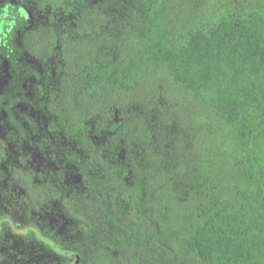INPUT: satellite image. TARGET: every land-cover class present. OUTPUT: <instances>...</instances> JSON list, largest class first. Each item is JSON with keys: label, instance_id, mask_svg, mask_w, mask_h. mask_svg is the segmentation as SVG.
Instances as JSON below:
<instances>
[{"label": "trees", "instance_id": "1", "mask_svg": "<svg viewBox=\"0 0 264 264\" xmlns=\"http://www.w3.org/2000/svg\"><path fill=\"white\" fill-rule=\"evenodd\" d=\"M96 1H23L76 16L24 42L58 58L83 178L64 192L78 239L33 234L64 264H264V0Z\"/></svg>", "mask_w": 264, "mask_h": 264}, {"label": "rangeland", "instance_id": "2", "mask_svg": "<svg viewBox=\"0 0 264 264\" xmlns=\"http://www.w3.org/2000/svg\"><path fill=\"white\" fill-rule=\"evenodd\" d=\"M23 1L0 0V264H64V259L32 231L64 249L78 239L64 208V192L70 193L83 181L73 165L80 152L75 138L65 130L63 101L57 89L58 58L38 59L24 36L39 27L71 30L76 16L55 15ZM95 3L111 9L109 0ZM115 21L117 25L125 22L122 17ZM124 110L116 117L141 112L134 103ZM196 129L198 122L190 132L196 133ZM89 133L95 141L99 139L93 128ZM49 177L53 190H42ZM34 186L44 194L40 204L30 200ZM178 264L203 263L190 258Z\"/></svg>", "mask_w": 264, "mask_h": 264}]
</instances>
